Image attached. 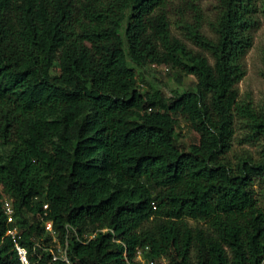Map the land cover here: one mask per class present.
Here are the masks:
<instances>
[{
  "label": "trees",
  "instance_id": "trees-1",
  "mask_svg": "<svg viewBox=\"0 0 264 264\" xmlns=\"http://www.w3.org/2000/svg\"><path fill=\"white\" fill-rule=\"evenodd\" d=\"M204 1L0 0V264H19L11 226L33 264H264V103L237 87L264 0ZM129 59L195 88L143 89ZM237 123L258 157L230 159Z\"/></svg>",
  "mask_w": 264,
  "mask_h": 264
},
{
  "label": "rangeland",
  "instance_id": "rangeland-1",
  "mask_svg": "<svg viewBox=\"0 0 264 264\" xmlns=\"http://www.w3.org/2000/svg\"><path fill=\"white\" fill-rule=\"evenodd\" d=\"M214 6V0H206L203 3V8L209 17L211 16ZM172 28L175 33H178L175 25H173ZM251 35L253 43L242 60L245 75L237 83V87L240 91L241 99L251 101L254 106L260 107L264 103V5L262 2L260 3V10L256 15V25L251 30ZM189 44L193 46L191 43ZM128 61L129 66L136 71L138 80L143 89H161L167 94H172L174 90L183 91L195 88L197 78L194 74H183L179 69L165 65L141 67L131 59ZM52 72L58 73L57 67H55ZM181 76L182 81H179ZM177 132L179 142L184 146H189L199 141V133L184 119H181ZM262 146V141H246L245 129L241 128V125L237 123L233 149L229 157L234 162L237 161L240 154L249 153L258 157L262 150ZM9 151V146L0 147V163L6 159ZM258 189V201L264 206V190L261 187H258ZM17 228L20 232L19 226H17ZM61 244L56 234V236L53 237V245L54 247L56 245L61 247Z\"/></svg>",
  "mask_w": 264,
  "mask_h": 264
},
{
  "label": "built area",
  "instance_id": "built-area-1",
  "mask_svg": "<svg viewBox=\"0 0 264 264\" xmlns=\"http://www.w3.org/2000/svg\"><path fill=\"white\" fill-rule=\"evenodd\" d=\"M4 209L6 214L8 215V221L9 222H15V216H14V207L12 204V200L9 198H5L4 202ZM45 228L48 230L53 237L56 236V231L53 226L52 221H45ZM107 228L102 229V231H107ZM9 233L12 235L14 243H15V250L19 259V264H33L30 255H29V248L22 244L20 241L19 231L17 226L11 227L9 229ZM95 234L86 235L88 238L94 237ZM53 248H51V251L53 253L54 259H62L66 261L67 263H70V258L68 256L67 246L68 241H66L65 245L61 244V247H57L52 245ZM132 264H168L166 258H162L160 260L157 259H150L147 258L145 255V251L143 249H138L136 252V256L134 259V262Z\"/></svg>",
  "mask_w": 264,
  "mask_h": 264
}]
</instances>
